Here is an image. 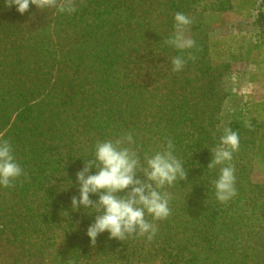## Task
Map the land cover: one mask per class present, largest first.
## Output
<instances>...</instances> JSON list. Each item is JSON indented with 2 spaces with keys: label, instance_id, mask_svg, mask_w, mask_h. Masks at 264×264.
Wrapping results in <instances>:
<instances>
[{
  "label": "trees",
  "instance_id": "trees-1",
  "mask_svg": "<svg viewBox=\"0 0 264 264\" xmlns=\"http://www.w3.org/2000/svg\"><path fill=\"white\" fill-rule=\"evenodd\" d=\"M65 3L71 14L57 12ZM176 12L192 17L196 40L180 72L170 61L181 53L165 43ZM263 12L264 0H56L21 15L0 0V140L23 169L0 187V264H264V186L249 184L244 165L248 151L264 164V98L219 116L220 135L231 127L240 136L230 202L215 200L204 161L220 105L235 97L224 94L230 63L220 60H245L255 67L249 81L264 79ZM228 19L237 48L210 36ZM129 132L142 153L173 140L186 159L178 185L195 206L182 209L179 231L155 222L151 241L105 232L93 246L85 232L94 214L71 209L76 173L97 141Z\"/></svg>",
  "mask_w": 264,
  "mask_h": 264
},
{
  "label": "clouds",
  "instance_id": "clouds-1",
  "mask_svg": "<svg viewBox=\"0 0 264 264\" xmlns=\"http://www.w3.org/2000/svg\"><path fill=\"white\" fill-rule=\"evenodd\" d=\"M4 3L22 15L30 4L43 10L55 6L56 0H4ZM74 10L70 3L57 7L60 14H71ZM192 22V17L183 12L173 16V33L165 39L169 47L181 53L170 61L173 72L182 71L187 63L182 53L196 48V40L185 34ZM239 149V133L231 127H224L218 142L208 149L211 159L206 168L218 169L212 187L219 203H228L237 195L232 161ZM82 160L83 167L76 173L78 196L71 198V209L83 208L94 214L85 232L90 245L94 246L97 237L105 232L109 239L118 241L134 236L151 241L158 231L155 222L171 214L168 190L186 178V159L177 155L173 140L166 139L159 150L142 153L133 133L118 134L97 141ZM22 175L12 145L0 140V187H11ZM91 196L97 199L93 201Z\"/></svg>",
  "mask_w": 264,
  "mask_h": 264
},
{
  "label": "rangeland",
  "instance_id": "rangeland-1",
  "mask_svg": "<svg viewBox=\"0 0 264 264\" xmlns=\"http://www.w3.org/2000/svg\"><path fill=\"white\" fill-rule=\"evenodd\" d=\"M232 18V17H228ZM235 22L233 19H228L225 27L216 28L214 31L210 33V36L215 39H223L225 42L232 47L237 48L240 45V40L238 38V29L232 23ZM186 36L191 38L190 31L186 29ZM231 48V47H230ZM233 54H238L237 49L232 51ZM221 61L230 63L229 74L228 77H225V85L223 86L224 94H227V89L230 88V94L234 95L235 97L229 96L227 100L221 103L220 105V112L218 113L216 119L213 121L215 123V127L209 128V133L212 135L210 138V142L208 145V149L210 150L215 144L218 142V138L220 133H218V129L221 128V125L224 123L219 116H222V110L225 109L227 112L228 110H232L240 106L241 103L247 101L248 97H253L255 100H262L264 98V79H262V75H258L261 82H254L249 81L247 73L254 72L255 67L253 65H249L245 60H241L237 63H232L229 59H221ZM217 61L214 62V64ZM224 108V109H223ZM225 112V113H226ZM219 120L220 122H216ZM208 129V128H207ZM161 134V133H160ZM164 143V142H163ZM246 158L244 161V165L246 167V171L248 172V181L249 184L255 185H263L264 186V164L260 163L258 160L252 157L251 151H248L245 154ZM211 154L208 151L206 157H204V161H210ZM236 160H233L232 163L235 165ZM209 163V162H208ZM237 165V164H236ZM202 166H198L194 172L199 175V171ZM210 176L217 175L218 169L209 170ZM246 175V172H245ZM187 180V178H185ZM183 180V181H185ZM197 181H202L200 177L196 178ZM181 182V181H180ZM179 182V183H180ZM171 193V200H170V208L171 214L167 217V219L163 221H156L157 223H162L169 221V227L175 228L177 231L184 228L186 226L184 221H181L184 218V215L187 213H182V209L184 207L195 206L193 202H189L188 199L185 198L183 192H181L179 185H175L173 188L168 190ZM198 207V206H197ZM195 232V231H194ZM175 234V232H172ZM244 234H247L245 232ZM108 236V233H105ZM245 236V235H244ZM139 262L134 264H152L151 262L144 261L143 257L138 258ZM121 264H132V263H121ZM158 264V263H156Z\"/></svg>",
  "mask_w": 264,
  "mask_h": 264
},
{
  "label": "built area",
  "instance_id": "built-area-1",
  "mask_svg": "<svg viewBox=\"0 0 264 264\" xmlns=\"http://www.w3.org/2000/svg\"><path fill=\"white\" fill-rule=\"evenodd\" d=\"M259 31L264 34V12H263V18L260 22Z\"/></svg>",
  "mask_w": 264,
  "mask_h": 264
}]
</instances>
